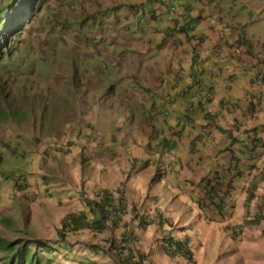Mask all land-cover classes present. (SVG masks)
Instances as JSON below:
<instances>
[{
	"label": "crops",
	"instance_id": "1",
	"mask_svg": "<svg viewBox=\"0 0 264 264\" xmlns=\"http://www.w3.org/2000/svg\"><path fill=\"white\" fill-rule=\"evenodd\" d=\"M181 4L184 9H180ZM225 5V0H81V17L92 14L94 22L90 23L89 33L81 35L82 38L85 35L86 54L76 61L81 99L74 107L79 112L78 126L71 123L65 135L73 140L71 151L64 154L51 148L49 153H55L56 158L43 163L32 153L34 147L25 141L18 144L17 149L27 152L26 157L6 161L3 169L34 174L36 178L28 179L32 187L37 188L35 180L40 178L38 188L46 192L43 205L66 208L62 213L50 211L49 217L41 219L45 224L43 230L50 231L51 226L46 224L51 217L55 231L65 214L83 209V197H94L99 190L109 189L116 198L122 188L126 209L116 226H111L108 220L99 233L80 228L66 231L64 240L54 238L59 246H70L76 252L80 250L79 245L85 246L89 239L101 238L103 233L118 236L126 228L129 230V223L135 228L137 219L128 204L132 200L145 198L148 205L156 209V206L171 207L168 210L177 219V214L183 212L177 208L191 203L190 190L195 189V197L199 195L200 189L192 181H198L214 166L233 163L231 156L241 155L240 150L252 133L259 131V138L264 141V80L254 77L257 68L264 67V55L255 50L259 41L250 33L252 19L231 12ZM187 24V30L179 29ZM194 74L198 77L196 83ZM204 87L211 90L210 99L186 112V104L200 99ZM83 101L87 107L80 106ZM125 117L132 120L131 130L117 127ZM88 120L93 122V129ZM157 129L163 134L173 133L176 145L169 151L156 153L158 156L167 154L162 159L168 164L163 167V185L151 186L146 184L151 168L133 167L135 160L141 163L138 158L151 156L149 138ZM95 132L103 145L94 150L93 164L87 168L79 156V145ZM11 141L20 143L16 138ZM34 151L38 153V149ZM78 161L83 164V176L76 168ZM238 163L242 173L233 183V196L244 199L248 183L264 169V147H255L253 159L242 154ZM132 168L127 175V170ZM97 170L105 172L106 178L92 176ZM123 179L124 186H119ZM64 182L76 188L72 204L70 197L65 196ZM258 182L264 193V176ZM32 187H28L30 192L34 191ZM163 188L168 192L166 198H157L155 194L163 193ZM169 193L178 198L170 200ZM0 194L7 198L9 195L15 201L19 196L11 187V181L2 182V177ZM255 201L256 198L251 204ZM34 206H40L38 200ZM97 215L95 211L86 213L87 219ZM153 221L158 224L156 230L169 228L159 225L160 214ZM143 233L152 236L151 229ZM39 235L47 237L48 234ZM209 239L207 235L202 261L195 264L213 261L264 264V240L260 238L254 237L253 251L243 254L242 258L231 254L230 246L228 255L219 258L217 253L223 248L216 247L214 242L210 245ZM225 244H230L229 239ZM153 253L151 250L150 255ZM155 253L153 264H189L159 251ZM99 256L103 262L114 264L106 254ZM68 257L74 258L72 254Z\"/></svg>",
	"mask_w": 264,
	"mask_h": 264
},
{
	"label": "clouds",
	"instance_id": "2",
	"mask_svg": "<svg viewBox=\"0 0 264 264\" xmlns=\"http://www.w3.org/2000/svg\"><path fill=\"white\" fill-rule=\"evenodd\" d=\"M45 2L46 1L44 0L0 1V3H3L0 4L1 7H7L8 10L12 11L11 14L14 15L18 14L20 12L19 9L26 6V4L28 3V5L24 9L25 14H27L28 17L21 23L22 26L20 27V29L11 30L9 32V35L5 34L4 41L0 40L1 42L5 43V46L3 47L2 44H0V55L1 52H4L7 55L3 58H0V66L3 60L5 62L9 61L4 58L7 57L8 59H10V57L13 56H9L10 50L15 48L19 42L23 40L26 41V44L22 47L21 50L28 47L29 43L26 39V36H24L23 40H20L17 34L21 33L23 29L27 25H29L31 20H33V18L36 17L40 11L47 10L48 14L59 15L63 17V20L57 23L59 31H50L48 35V37L51 35V37L58 42V46L56 48L57 54L51 52L53 51V45L46 44L45 47L42 48V50L47 53H45V56L43 57L40 56L42 59L53 60L54 62H56L59 69V73H55L48 77L45 88V92L48 96L44 97V95H42L44 88L40 85H37V89L34 88L28 92H25V95H29L31 97V101L36 107H38L39 104H42V109L45 108L47 111H49V114L47 115V122H44L43 125H41L40 122H38V124L33 123L31 125L34 132H36L35 128H38L37 133L33 132V135H31L27 131L24 134L26 138H33L36 135V138H33V144L31 146L34 147V150L38 149V153L34 150L32 151V153H36L40 161L43 163H45L46 160L56 158L55 153H49L51 148L57 152L64 154L71 151L73 140L65 138L66 130L69 127V125H67L66 118L71 112L69 110V101L71 99H75V103L73 106L74 108L76 102L80 101L81 99L76 61L78 60L79 56H82L79 54V46L81 45V39L85 38V35L82 38L81 35L84 34V32L81 31L79 33V30L70 26L69 24H71V22L75 19H79L80 21H85L87 23L86 19L88 17L91 16L94 18V15L92 14H84L81 17L83 11V9L81 10V8L79 7L81 0H59L57 8L55 6L53 7L44 4ZM13 7L14 9H12ZM180 9H184L183 4L180 5ZM187 28L188 24L185 26L181 25L179 27V29L181 30H187ZM13 40H16V43L13 44ZM81 48L85 49L84 46H81ZM18 49V47L15 48V50ZM27 51L29 50H26L25 54ZM21 52L23 51H20V53ZM215 53H218L217 49ZM85 54L86 51L83 52V55ZM24 57L25 55L23 56V58ZM23 58L21 60L15 61L14 69L16 71L21 69L20 65L23 64ZM68 63L69 66L67 67ZM23 65L26 68V70H24L23 72L29 71L31 73V70L29 69L27 64L24 63ZM254 77L259 81L264 80V67L257 68L254 73ZM69 81H71V83H68ZM193 82H198V77L196 76V74H194L193 76ZM20 83L15 88L19 87L20 91L25 90L24 87L20 86ZM62 86H67V89H64ZM59 93L64 96L61 97ZM8 94L9 91H7L0 82V105H3L1 100H5ZM14 95L18 96L20 95V93L15 92ZM211 96V90L208 87H204L202 97L200 99L198 98L196 101H190L186 104V112L191 111L193 108L200 105L201 102L208 101ZM48 104H50V106L47 108ZM4 112L9 117L13 116V113H18V111L15 109L12 111H8L5 110L4 107L1 112L2 118L5 117ZM76 113H78L79 115L78 111H76ZM88 124L90 129L94 128L93 122L91 120H88ZM132 124V120L128 117H125L121 119V121L117 124V127L123 130H131ZM17 133L18 131H13L12 138H16L17 140L18 138H21V136H23H18ZM7 137L8 138H0V177H2V182L6 180L11 181V187L16 193L19 194V196L15 198L16 202H18L23 209L31 211L33 209L32 205L36 200L39 201L40 207L44 206L43 204H45V200H43V198L46 197V192L42 188H38V185H41L40 178L39 180H35V185H37V188H35L32 187L33 185L31 184V179L26 178L25 171L11 170L10 172H5V170L3 169V164H5L6 161H10L14 158L17 160L24 159L26 157L25 154L27 153L24 151H19L17 149L18 144H22L21 142L18 143L16 141V143H13L11 141V138L9 136ZM252 137H257L260 141H263L261 138H259V131H256L252 133L251 136H248L244 147L240 150V153L241 155L243 154L249 159H253L255 157V147L261 146L256 144L253 147L252 151L246 149L245 146L249 147L246 144H250V138ZM233 139L234 138H231V140ZM101 145H103L102 139L98 138L96 132L94 133V135H89L85 143L79 145V156H81V161L85 166H87V168L93 164V162L91 161L92 153L96 148L101 147ZM175 145L176 136H174L173 133L163 134L158 129L153 131L149 138L148 144V150L150 151L151 156L146 158H138L137 160H140L141 163L138 164L135 160L133 168L143 169L147 166H150L151 171L149 175V185L151 186L156 180H163V173L165 171L163 167L167 165L168 162L164 161L162 158H164L167 154H161L160 156H158L156 153L169 151L170 149L175 147ZM39 148L42 149L39 150ZM241 155H232L231 158L233 160V163H229L227 165L223 163L222 165L214 166L207 173L202 174L198 181H192L195 183V186L200 189L199 195L195 197V189H191L189 194L191 203L185 207L177 208L179 210H182L183 212H186L188 216L191 213L192 209L198 208V217L191 225L190 234L185 231L183 232L187 225H185L181 220L179 221L178 219H175V216L171 214L170 210H168L171 209V207L160 208L156 206L158 209L157 210L156 208L149 206L146 202V199L143 198L140 200H132L128 202V204H130L129 206L132 215L137 219V226H135V228L133 226V223H129V230L126 228V230L121 231L118 236L107 234L102 236L101 238H91L88 242L85 243V246L94 251L97 249L100 250L101 252L109 256L114 264H120L116 261L115 253L117 251L114 253V251L117 250L116 246L119 247V253L121 256H135L132 261L136 263V260H138L139 252H145L146 256L144 257L143 264H153L156 258L155 252L159 251L161 254L168 256L161 251V244L164 242V239L167 238V235H172L174 239H186V244L193 253V262L189 264H195L198 261H202L201 259L205 255V252L202 250L207 242L206 236L209 235L210 245H212L214 242V245L216 247L219 246L223 248L217 253L219 258H223L224 256L228 255L229 246L231 248V254L236 253L238 258H242L243 254L253 251V243L256 242V240L254 239L255 236H250L251 230L247 231V229L255 228L257 226L259 229L257 230L259 235V237L257 238L264 240V231H262V229L264 228V217H260L257 221L253 220L255 216H261L259 211L264 203V198L262 197L264 193L261 189H259L260 185L258 184V179L264 176V169L262 170V174L259 177L253 179L248 183L247 189H245L244 199L235 198L233 196L232 187L234 181L237 179V177L241 176L242 173V169H240L238 166ZM57 161H59V159H57ZM133 168L127 170V175L133 170ZM217 173L220 176L221 185L216 189L217 193L214 194L215 192L212 191L213 184L215 183V179L213 178V176H215V174ZM124 184L125 179L121 180L119 186H124ZM29 186L33 188V192H30L28 190ZM108 190H99L98 194L94 197H83L82 201L86 205L87 209H81L71 212L83 211L85 212V214H94V205L89 204V200H100L101 197L105 195L103 194L104 191H106L109 193V199L112 200V205L117 209V213L122 215L126 209V204L124 203L122 198V188L121 190H119V194H117L116 198H114L113 192ZM164 191L165 189L163 188V193H161L160 195L155 194L157 198L160 196H164V198H166L168 192L165 191L164 194ZM209 192H211V195H209ZM168 195L169 197H171L172 193H169ZM8 198L11 199L9 195ZM255 198L257 199V201L251 204ZM91 206L93 211L90 209ZM10 208V206H7L0 201V264H16V257H13V259L11 260L12 255L17 254L20 249L24 248V264H47L50 261H55L56 263L62 262L64 264L75 262L74 258H69L67 253H61V250L59 249L60 247L69 249L70 246L69 248L65 247V245L59 246L58 243L54 241V238L64 240L66 231L69 232L70 230L64 228L63 236H58V228L55 231L53 230L51 217L49 223V227L51 226L50 231H47V233H45L48 234L47 237H42L39 234L31 236L22 235L25 236V238L18 237V240H15V238L13 239L7 237V234L9 232H18L20 230L17 224V220L21 218L17 215V213L13 210L5 212ZM22 214L24 222L27 223L26 221L29 217L26 215V213ZM158 214H160L161 221L159 225H163L165 226V228L168 226V229L166 228L164 231L155 229L158 224L153 220L157 217ZM262 215H264V210L262 211ZM85 218L86 220L92 219H87L86 216ZM147 229H151L152 238L150 239L147 248L144 249L143 247L138 246L139 244H141V242L137 240L136 231L144 232ZM21 230L24 233H28V230L24 227H21ZM102 230L93 232L99 233ZM126 235L127 237H125ZM110 239H115V250L111 248L114 245L111 246ZM227 239H229L230 244H225ZM36 240H42L43 242H45V244H38ZM218 240L219 243H217ZM151 250H153L154 252L152 255H150ZM254 255H256L255 252ZM130 264H132V262ZM211 264L217 263L213 261L211 262ZM236 264L240 263L237 262Z\"/></svg>",
	"mask_w": 264,
	"mask_h": 264
},
{
	"label": "rangeland",
	"instance_id": "3",
	"mask_svg": "<svg viewBox=\"0 0 264 264\" xmlns=\"http://www.w3.org/2000/svg\"><path fill=\"white\" fill-rule=\"evenodd\" d=\"M46 1L44 4L50 5V6H55L57 8V4L59 0H44ZM225 7L229 9L233 13H239L243 17L251 18V28H250V33L254 35V40H258L259 44L255 46V50L259 51L262 55H264V0H225ZM62 5V4H60ZM63 20L62 16L59 15H53V14H48L47 10L40 11L36 17L31 20L29 25H27L23 31L17 36H19L20 40H23L24 36H26V39L28 40V47L26 49H22V47L26 44V41H21L19 42L16 47H18V50H15V48L10 50L9 56L13 55L8 59L7 57L4 59H7L9 61L5 62L4 60L1 63L0 66V82L3 87L7 91H9L8 96L6 97L5 100H1L3 105H0V138H12L13 131L16 132L18 131L17 135L21 136V138H18L21 143L28 141V144L32 145L33 144V138H36V135L33 138H26L24 135L25 132H29L31 135H33V130L31 125L38 124L40 122L41 125H43L44 122L48 121L47 115L49 114V111H47L45 108L42 109L43 105L39 104L38 107H36L32 101L31 97L29 95H25V92H28L32 89H37V85H40L44 88V91L42 92V95L44 97L48 96L45 92L46 88V83L48 81V77L55 74L59 73L58 65L56 62L53 60H47V59H42L40 56H45V51L42 50L43 47H45L46 44L53 45V51H51L54 54H57L56 48L58 46V42L55 41L51 35L48 37L49 32H57L59 31L57 23L59 21ZM87 23L85 21H80L79 19H75L74 21L69 24L70 26L76 28L79 30L78 32L80 33L81 31L84 32V34L88 33V28L89 26L94 22L93 17H88L86 19ZM49 23V24H48ZM91 23V24H90ZM48 24V25H47ZM89 24V25H87ZM84 39H81V45L84 46ZM16 43V40H13V44ZM83 43V44H82ZM29 50L26 52L25 51ZM20 51H23L20 53ZM86 51L84 48L79 49V54L83 55V52ZM25 57L23 58V56ZM4 56H7L4 52H1L0 58H3ZM23 58V64H27L29 69L31 70V73L26 70L25 66L23 64L20 65V70H15L14 69V63L17 60H21ZM26 60V61H25ZM23 80V81H22ZM21 82V83H20ZM20 83L21 87H24L25 90L20 91L19 87L15 88L18 84ZM68 83H71L69 81ZM64 89H67V86H62ZM20 91V92H19ZM20 93V95L15 96L14 93ZM60 94V93H59ZM61 97L64 95L60 94ZM75 103V99H71L69 101V110L71 111L66 120H67V125H70L73 123L75 126H78L77 124V117L78 113L74 110L73 106ZM50 106V104L47 105V108ZM80 106L87 107V103L83 101ZM5 107V110L12 111V110H17L18 113H13V116L9 117L6 115V111L4 112L5 117L2 118L1 112L2 109ZM38 108V109H37ZM42 109V110H41ZM25 113V114H23ZM28 115V116H27ZM35 118V119H34ZM123 119V118H121ZM34 133L38 132V128H35ZM76 131L74 133V138H76ZM54 151V150H53ZM65 164V163H63ZM72 169L74 167L73 164ZM82 163L80 161L77 162L76 168L78 169L79 173L82 174ZM147 169H150V166L146 167ZM95 175H100L103 178H106V173L102 172L100 170H97L96 173L92 174V176ZM26 178L28 177H33L36 178L34 174H31L29 176L28 173L25 174ZM83 176V174H82ZM146 184H149L150 181V176L148 175L146 179ZM62 185L65 187V196L68 195L70 197V202L72 204V200L76 197V188L64 182ZM163 185V180L159 179L154 182V186H162ZM89 194L90 189H89ZM1 196V202L4 203L7 206H10L11 208L8 209L5 212L9 211H14L17 213V215L21 218L17 220V224L20 228V230L17 232H9L7 234V237L9 238H15V240L19 239L18 237L25 238V236L22 235H36V234H41V233H47V230H43L42 227L45 225L41 222V219H45L49 217V212H56L59 211V213H62L66 211V208L64 206H51V207H45V206H34L33 209L30 210H25L23 209L18 202L15 200H12L10 198H7L3 194H0ZM177 199L178 196H175L174 194L171 195L170 200L172 199ZM173 204H177L174 201H171ZM83 209L86 208V205L82 202ZM26 213V215L29 217L28 220L26 221L27 223L24 222L23 220V214ZM175 214H177L175 212ZM52 216V215H51ZM198 217V208H194L191 210V213L189 216L184 213H178L177 214V219L181 218V221L187 225V227L183 230V232H187L190 234V228L191 225L193 224L194 220H196ZM49 226V224H46ZM21 227H24L25 229L28 230V233H24L21 230ZM249 228V227H248ZM250 231V236H255L259 237L258 235V227L256 226L255 228H249L247 231ZM264 231V228L262 229ZM180 232V231H179ZM18 233V234H17ZM212 233V232H209ZM106 235V233H103ZM137 234V240L141 242L138 246L143 247L144 249L147 248L148 243L150 242V239L152 238L147 236L143 232L136 231ZM246 234V233H245ZM85 237V235H83ZM104 236V235H103ZM220 238V237H219ZM220 240V239H219ZM69 248V246H66ZM80 250L73 252L71 248L65 249L60 247L59 249L67 254H72L74 258L76 259V262H69L67 264H112L108 261H104L102 257L99 255H102L103 252H98V254L90 249L86 248L84 246L78 247ZM249 248V246H248ZM159 259H161V256H158ZM31 259V257H30ZM29 259V260H30ZM64 264L62 262L56 263L55 261H50L47 264ZM6 264V263H5ZM167 264V263H165Z\"/></svg>",
	"mask_w": 264,
	"mask_h": 264
},
{
	"label": "trees",
	"instance_id": "4",
	"mask_svg": "<svg viewBox=\"0 0 264 264\" xmlns=\"http://www.w3.org/2000/svg\"><path fill=\"white\" fill-rule=\"evenodd\" d=\"M28 3L26 4V6L28 5ZM0 4H3V3H0ZM26 6L20 8L19 9L20 12L18 14L14 15V14H11L12 11L8 10L7 7L4 8V7H1V5H0V40L4 41L5 34L9 35V32L11 30L20 29V27L22 26L21 23L24 21V19H26L28 17L24 11ZM14 7H15V5H14ZM14 7L12 9H14ZM0 44H2V47L5 46L4 42L0 41ZM256 144L264 146L263 141H260L257 137H252V138H250V144H246L249 147H247V146H245V147L249 151H252L253 147ZM213 178L215 179V183L213 184L212 191L215 192L214 194H216L217 193L216 189L218 187H220V185H221L220 176L217 173V174H215V176H213ZM206 180H208V179H206ZM103 194H105V195L103 197H101L100 200H97V199L96 200L95 199L89 200V204L94 205L93 209L95 212H97L99 214L98 216H95L91 220H86V218H85L86 214L83 211L69 212L62 217L61 227L57 229V235L63 236L64 228L67 230H70L71 232L77 230L78 228L88 229L90 231L91 230L92 231L102 230L107 225L108 220H110L111 226L112 225L116 226L117 221L122 220V217L120 216L119 213H117V209L112 205V200L109 199V195H108L109 193L104 191ZM209 195H211V192H209ZM250 195H251V193H250ZM90 209L92 210V206ZM263 210H264V203H263V205L259 211L261 216H259V215L255 216L253 218L254 221H257L260 217H264V215H262ZM125 237H127V235ZM36 242L38 244H45V242H43L42 240H36ZM110 242H111V246H113L116 243L115 239H110ZM115 246L116 245H114L111 248H113L115 250ZM161 247H162L161 251L163 253L167 254L169 257H174L175 259L177 258L178 259L177 261H179V262H181V260H185L186 263H192L193 262V253H192L191 249L187 246L186 239H184V240L174 239V237L172 235H167V238L164 239V242L161 244ZM116 249L117 250H115L114 253L117 251L115 253V255H116V261L118 263L130 264L132 262V264H137V263L143 264L144 257L146 256L145 252H139L138 260H136L137 261V263H136V262L132 261L135 258V256H133V255L121 256L119 253V247L116 246ZM13 257L14 258L16 257V264H24V262H25V248L20 249L17 254H13L11 260L13 259ZM144 264H146V263H144Z\"/></svg>",
	"mask_w": 264,
	"mask_h": 264
}]
</instances>
